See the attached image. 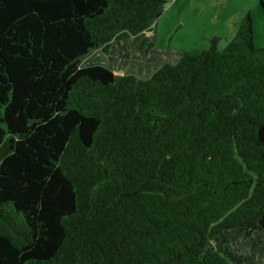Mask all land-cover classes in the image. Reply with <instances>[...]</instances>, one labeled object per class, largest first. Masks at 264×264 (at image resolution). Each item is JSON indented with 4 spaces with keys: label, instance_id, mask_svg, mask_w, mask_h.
<instances>
[{
    "label": "trees",
    "instance_id": "16d2710c",
    "mask_svg": "<svg viewBox=\"0 0 264 264\" xmlns=\"http://www.w3.org/2000/svg\"><path fill=\"white\" fill-rule=\"evenodd\" d=\"M167 3L0 0V264H235L264 232L251 11L148 78L84 63Z\"/></svg>",
    "mask_w": 264,
    "mask_h": 264
},
{
    "label": "rangeland",
    "instance_id": "374dc122",
    "mask_svg": "<svg viewBox=\"0 0 264 264\" xmlns=\"http://www.w3.org/2000/svg\"><path fill=\"white\" fill-rule=\"evenodd\" d=\"M152 28L127 40H114L108 51L94 50L84 63H102L117 74L148 78L166 63H175L184 51L207 49L213 37L224 49L251 11L255 44L264 46L263 0H167ZM227 256L235 264H264V232L228 237Z\"/></svg>",
    "mask_w": 264,
    "mask_h": 264
}]
</instances>
